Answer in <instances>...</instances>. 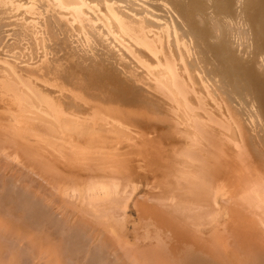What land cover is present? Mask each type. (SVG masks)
I'll return each instance as SVG.
<instances>
[{
	"label": "bare ground",
	"instance_id": "bare-ground-1",
	"mask_svg": "<svg viewBox=\"0 0 264 264\" xmlns=\"http://www.w3.org/2000/svg\"><path fill=\"white\" fill-rule=\"evenodd\" d=\"M204 2L0 0V155L49 174L82 233L132 243L110 264H264V49L252 42L264 0H214L221 20L202 17ZM20 56L35 63L20 67ZM22 204L45 223L29 232L39 255L83 252L51 236L40 205ZM8 219L1 229L23 230Z\"/></svg>",
	"mask_w": 264,
	"mask_h": 264
},
{
	"label": "rangeland",
	"instance_id": "rangeland-1",
	"mask_svg": "<svg viewBox=\"0 0 264 264\" xmlns=\"http://www.w3.org/2000/svg\"><path fill=\"white\" fill-rule=\"evenodd\" d=\"M205 2H206V4H205ZM205 2H204V4H202L201 6H202V8H204V6H209L208 7V9L206 8L205 10H207V11H205V10H203L202 8V11L201 12H203V14L201 13V15H202V17L204 18V16H205V18H206V15L209 13L208 12V10L209 11H211L210 13H212L213 11L214 12H218V10H216L215 11V9H216V7H214V4H213V2H214V0L213 1H209L208 0V2H207V0H205ZM212 2V3H211ZM233 2H234V0H233ZM137 4H139V5H141V3H139V2H136ZM208 4V5H207ZM211 6H210V5ZM212 4H213V6H212ZM123 6V5H122ZM215 8V9H213V10H210V8ZM135 8H138V7H135ZM211 8V9H212ZM235 8V7H234ZM139 9V8H138ZM233 9V8H232ZM206 12H208V13H206ZM231 12H235V14H233V13H231V15L230 16H232L233 15V17L235 16V18H236V11H234V10H232ZM155 13V12H154ZM209 13V14H210ZM219 13V14H218ZM218 13H212V14H214L215 16H217V18H218V15H220V16H222L223 14L222 13H220V12H218ZM158 14H161V15H163L164 14V12L163 11H161V12H158ZM218 14V15H217ZM219 16V18L218 19H220L221 20V18H224L223 16L222 17H220ZM232 17V19H233V21L234 20H236V19H234ZM151 19V18H150ZM196 19H198V18H196ZM223 20V19H222ZM234 22H237V20L236 21H234ZM256 25V24H255ZM224 27H225V23H224V25H223ZM226 30L228 29V28H225ZM245 31H246V29H245ZM244 33V32H243ZM263 34H262V36H261V34H259L260 36L258 37L259 39H258V42L257 43H255L254 41H252L253 43H254V45H256V44H258L259 45V47H261L262 49H264V32H262ZM209 36L207 35V37H205V42L206 43H209V41H210V43L213 41V39L212 38H208ZM246 37H247V33L245 32L244 33V35L242 34V36H241V39H240V41H239V43H241V41H243L244 43L243 44H245V46L243 45V48L245 47L246 48V52H249L250 51V48H248V41L246 40ZM263 37V38H262ZM207 39H208V42H207ZM209 39H211V40H209ZM251 42V43H252ZM213 43V42H212ZM252 43V44H253ZM262 44V45H261ZM201 47V50H202V46H200ZM252 49V48H251ZM263 51V50H262ZM202 52V51H201ZM264 52V51H263ZM63 52H61L59 55H61ZM3 54H5L6 55V59H8V60H11L12 58H13V54H11V53H3ZM209 53H207V54H205V56L206 55H208ZM212 54H209L208 56H204V54H201V56H202V58H203V60L205 61L206 60V62H205V64L206 65H208V67L210 66V67H212L213 66V68H215L216 66H217V64H218V61L217 60H213V56H211ZM245 57H247L246 55H245ZM212 58V59H211ZM209 59H211V61H209V62H207ZM16 61H17V64L20 66V67H26V66H28V64H33V63H35V61H32V60H30L29 59V56H25V57H23V56H20L18 59H16ZM203 61V62H204ZM217 61V62H216ZM216 62V63H215ZM214 64H216V66L214 65ZM0 65H1V63H0ZM2 66H6L5 64H3ZM209 67V68H210ZM213 107V108H212ZM210 109L212 108V110L214 111V113H216L215 115L216 116H219V112H221L222 111V108H221V111L219 110V112H218V110L217 111H215L216 109H217V107L215 106V104H213V102H211V104H210V107H209ZM260 136H264V134L263 133H259V136L258 137H260ZM257 141H259V138H257ZM259 143V142H258ZM124 144H126V142L125 143H123V145ZM263 143H261V145H262ZM232 145V144H231ZM260 145V144H259ZM260 145V149H261V151L260 152H262L263 154H264V145H262L261 146ZM232 147V146H231ZM119 149V147L117 146L116 147V150H113V149H111L112 150V152H130L133 148L130 146V147H126V149H122V150H118ZM128 149V150H127ZM130 149V150H129ZM233 149V148H232ZM11 150H12V148H11ZM127 150V151H126ZM11 151L9 150V152L8 153H10ZM262 153H261V161L262 162H264V155H262ZM0 184L1 183H3L4 182V184H1L0 186V202H2L0 205H1V207H0V215H1V217H3V218H5V219H8L7 221L8 222H18L19 221V219H20V222L21 223H23L22 225H23V230H14V234H13V231L12 232H10V231H8V230H5L4 228H0V246H3V244H4V246L2 247V250L0 251V252H3V253H0V255L1 254H3V255H1L0 256V264H51V261H49V260H54V259H57V258H62V264H82V262H83V264H93V262H94V264L96 263V264H110L109 262H113V263H115V261H116V258L117 257H121V259L123 258V256H124V254H125V252H129V251H134L135 249H130V248H132L133 247V245H132V243H128V244H126V245H122V244H120V245H118V246H120V247H123L124 248V250H125V252H124V250L121 248L120 249V252H119V247L117 246L115 249L117 250V251H115V249L114 248H109L110 246H104V245H102L103 244V242L100 240V238L98 239V237H97V240L98 241H96V237L94 238V236L92 235V233L90 232V233H82L81 232V230L80 229H82V226H83V224H80V221L81 220H79V219H81L80 218V215L78 214H75V215H72V216H70L69 217V215H70V211L71 212H73L71 209L72 208H69L68 209V207H67V205L65 204V206H66V208H65V206H64V203H63V201H62V205H61V202H59V200L61 201V199L62 198H65L64 196L62 197H59L58 198V196H60L59 195V191L58 190H56L53 186H52V177H50V175L49 174H45L46 175V177L44 176V174H42V172H41V169L39 170L40 172H38V170H37V172H33L32 170H33V168H31V167H29L28 165H26L27 163L26 162H24L25 160H21V161H19V159L18 158H16L15 156H7V155H5L4 156V154H3V156H2V154L0 155ZM3 162V163H2ZM8 163V164H7ZM4 164V165H3ZM25 165V166H24ZM29 167V168H28ZM30 169V170H29ZM36 169V168H35ZM34 169V170H35ZM39 169V168H38ZM43 170V169H42ZM36 171V170H35ZM36 173V174H35ZM40 173V174H39ZM44 173H45V171H44ZM16 174V175H15ZM14 176H15V178H14ZM6 177V180H7V178L9 177V179L6 181V180H4V178ZM18 177V178H17ZM48 177H50V178H48ZM14 178V179H13ZM17 179H21V180H17ZM24 181H23V180ZM13 180V181H12ZM15 180H16V182H15ZM49 180H51V181H49ZM11 181V182H10ZM19 181V182H18ZM49 181V182H48ZM32 182V183H31ZM9 185H8V184ZM12 183V184H11ZM14 183H15V185H14ZM27 184H28V186H27ZM30 184V185H29ZM32 184V185H31ZM3 185H5V186H3ZM7 185V186H6ZM39 185V186H38ZM17 186H18V188H17ZM20 186V187H19ZM3 187V188H2ZM5 187V188H4ZM10 187V188H9ZM12 187V188H11ZM25 187V188H24ZM28 187H29V189H28ZM39 187V188H38ZM2 188V189H1ZM16 188V189H15ZM33 188V189H32ZM3 189L5 190V191H3ZM19 189H22V190H19ZM32 189V190H31ZM38 189H39V191H38ZM18 190V191H17ZM16 191V192H15ZM57 191V192H56ZM21 192V193H20ZM2 193V194H1ZM37 195H36V194ZM43 193V194H42ZM3 194H5L6 196H4ZM8 194H9V196H8ZM13 194H16L15 196H13ZM28 194V195H27ZM31 194V195H30ZM56 194V195H55ZM2 195H3V197H2ZM22 195V196H21ZM42 195V196H41ZM21 196V197H20ZM36 196V197H35ZM53 196V197H52ZM55 196H56V199H55ZM14 197H16V198H14ZM19 197V198H18ZM30 197V198H29ZM35 197V198H34ZM45 197V198H44ZM50 197H52V199H50L49 201L51 202H48V200H46V199H49ZM23 198H25L26 199V201H29V203L30 204H32V205H40V208L43 210V212L47 215V214H49V215H47L48 217V219L47 220H49L50 222H51V226H50V228H49V231H52V232H50L51 233V236H53V237H55L56 239H58L57 237H60V236H66L64 239H65V245L66 244H68V246H71L72 244H73V242H76V241H80V243L82 244V249H83V252H82V250L79 252V253H74L73 255H72V257L71 256H65V255H62V257H60V255L58 254V253H56V255H54V256H47V257H42V255H39V253H38V250L37 249H35V248H33L34 247V244H33V241H32V239L30 238V236H29V232H33V233H38V231H40V230H42L43 229V227L45 226V223L44 222H42L40 219H38L37 220V222H34V221H36V217L34 216V212H33V210H31L30 209V207H27L28 205V203L26 204V205H23L22 204V202H23ZM55 200H54V199ZM2 199V200H1ZM5 199V200H4ZM10 200L9 202H8V200ZM12 199V200H11ZM33 199V200H32ZM45 199V200H44ZM67 199V198H66ZM17 200H19V202H15V201ZM51 200H54V201H51ZM5 201H7V202H5ZM13 201V202H12ZM21 201V202H20ZM36 202V203H35ZM48 202V203H47ZM56 204H55V203ZM10 203V204H9ZM19 205H18V204ZM15 204H16V209H15V213H11L10 211H9V209L10 208H12V207H14L15 208ZM42 204H44V205H42ZM7 205V206H6ZM59 207H61V208H58V206ZM24 206V207H23ZM46 206V207H45ZM48 206V207H47ZM7 208V209H6ZM19 208H20V210H19ZM26 208V209H25ZM2 209H3V211L4 212H2ZM4 209H6L7 210V212H6V210H4ZM29 209V210H28ZM135 211H134V210ZM22 210H23V212H22ZM25 210V211H24ZM57 210V211H56ZM65 210V211H64ZM130 209H128V211H129ZM133 210V211H132ZM18 211V212H17ZM20 211V212H19ZM27 211V212H26ZM67 211V212H66ZM29 212V213H28ZM130 212H131V214L133 215V217L134 218H136V214H135V212H136V209L134 208V207H132V209L130 210ZM68 213H69V215H68ZM13 214V215H12ZM14 214H16V215H14ZM22 214L23 215V217H22V215L20 216V215ZM4 215V216H3ZM19 215V216H18ZM25 215V216H24ZM6 216V217H5ZM10 216V217H9ZM18 218V220H17V218ZM52 216V217H51ZM75 216V217H74ZM14 217H15V219H14ZM21 217V218H20ZM29 217V218H28ZM64 217H65V219H64ZM69 217V218H68ZM71 217H73V220H72V218ZM79 217V218H78ZM50 218H51V220H50ZM76 218V219H75ZM70 221H69V220ZM24 220H26V221H24ZM33 220V221H32ZM64 220V221H63ZM78 220V221H77ZM28 221V222H27ZM58 221H60L59 223H58ZM69 221V222H68ZM73 221V222H72ZM40 222V223H39ZM64 222H66V224H64ZM26 225H25V224ZM32 223V224H31ZM70 223H72V225L70 224ZM73 223H75V224H73ZM77 223H78V225H77ZM42 224V225H41ZM58 224V225H57ZM62 224V225H61ZM70 226H69V225ZM33 225V226H32ZM41 225V226H40ZM57 225V226H56ZM66 225V226H65ZM77 225V226H76ZM25 226H27L26 228H25ZM29 226H32V227H29ZM37 226V227H36ZM53 226V227H52ZM34 227V228H33ZM49 227V226H48ZM62 227V228H61ZM80 227V228H79ZM25 228V229H24ZM29 228V229H28ZM39 228V229H38ZM41 228V229H40ZM129 228H130V225H129ZM221 228H222V226H221ZM220 228V229H221ZM32 229V230H31ZM77 229V230H76ZM35 232H34V231ZM65 230V231H64ZM4 231V232H3ZM37 231V232H36ZM62 231V232H61ZM68 233H67V232ZM74 231V232H73ZM82 231H83V229H82ZM223 231H225V230H223ZM15 232H17V233H15ZM19 232V233H18ZM71 232H72V234H71ZM214 232H215V230H214ZM213 232V233H214ZM220 232H221V230H220ZM25 233V234H24ZM40 233V232H39ZM65 233V234H64ZM67 233V234H66ZM224 233V232H223ZM3 234V235H2ZM7 234V235H6ZM71 234V235H70ZM86 234V235H85ZM221 234H222V232H221ZM12 235V236H11ZM14 235V236H13ZM26 235V236H25ZM60 235V236H59ZM70 235V236H69ZM78 235V236H77ZM85 235V236H84ZM199 235V237L200 238H204L205 236H210L209 238L211 239L212 237H211V235H212V233L210 232V235L208 234V235H204L203 236V234H198ZM17 236V237H16ZM57 236V237H56ZM90 236V237H89ZM93 236V237H92ZM213 236V235H212ZM8 237V238H7ZM20 237V238H19ZM23 237V238H22ZM25 237V238H24ZM78 237V238H77ZM27 238H28V240H27ZM68 238L70 239L69 240V242L67 241L68 240ZM75 238H77V239H75ZM90 238V239H89ZM208 238V240H210ZM12 239V240H11ZM94 239H95V244H99V242L101 243V245L99 244V246H98V244L97 245H94ZM4 240H7V241H4ZM26 240V241H25ZM91 240H92V243H91ZM204 240H206L207 241V238L206 239H204ZM89 241V242H88ZM25 242V243H24ZM148 242H150V240L148 241V239L144 242V244L145 245H147L146 247H149L148 245H149V243ZM30 246H29V245ZM85 244V245H84ZM84 245V246H83ZM27 248H26V247ZM33 246V247H32ZM86 246H88L87 248H86ZM91 246V247H90ZM97 246V247H96ZM128 246V247H127ZM131 246V247H130ZM5 247V248H4ZM85 247V248H84ZM89 247H90V249H89ZM100 247V248H99ZM146 247H144V248H146ZM3 248H4V250H6L5 251V253H4V250H3ZM72 248V247H71ZM104 248V249H103ZM129 250H128V249ZM143 248V247H142ZM33 249V250H32ZM85 249V250H84ZM101 250V251H99V250ZM107 249H109V251L107 250ZM105 250V251H104ZM107 250V251H106ZM35 251V252H34ZM30 252V253H29ZM110 253V255H109V253ZM119 252V253H118ZM18 253V254H17ZM102 253V254H101ZM107 255H106V254ZM130 253V252H129ZM21 254V255H20ZM75 254H77V255H75ZM81 254H83V255H81ZM116 254V255H115ZM120 254H122V255H120ZM19 255V256H18ZM79 255V256H78ZM112 255V256H111ZM4 256V257H3ZM17 256V257H16ZM20 256H21V258H20ZM36 256V257H35ZM57 256V257H56ZM76 256V257H75ZM78 256V257H77ZM80 256H82V259H81V257ZM86 256V257H85ZM106 258H105V257ZM116 256V257H115ZM38 257V258H37ZM48 257H49V259H48ZM51 257V258H50ZM64 257V258H63ZM75 257V258H74ZM94 257V258H93ZM112 257V258H111ZM125 257V256H124ZM2 258H3V260H2ZM11 258H13V259H11ZM91 258V259H90ZM104 258V259H103ZM107 258H109V259H107ZM131 258V257H130ZM8 259H10V260H8ZM39 259H41L40 261H39ZM45 259H47V260H45ZM95 259V260H94ZM124 259V258H123ZM128 259H129V257H128ZM5 260H7V262L5 261ZM13 260H14V263H12L13 262ZM19 260V261H18ZM42 260H43V262H42ZM80 260V262H78ZM90 260V261H89ZM100 260V261H99ZM113 260V261H112ZM130 260H132V261H130ZM129 260V264H135V262L133 261V259H130ZM2 261V262H1ZM17 261V262H16ZM25 261V262H24ZM35 261V262H34ZM48 261V262H47ZM65 261H66V263H65ZM68 261V262H67ZM5 262V263H4ZM22 262V263H21ZM75 262V263H74ZM90 262V263H89ZM153 262H155V261H153V260H151L150 262H149V264H154Z\"/></svg>",
	"mask_w": 264,
	"mask_h": 264
}]
</instances>
